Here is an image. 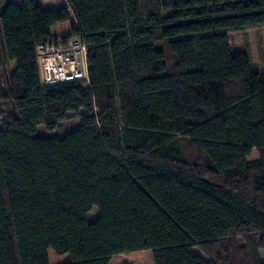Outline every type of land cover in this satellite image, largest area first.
Segmentation results:
<instances>
[{"label": "trees", "instance_id": "trees-1", "mask_svg": "<svg viewBox=\"0 0 264 264\" xmlns=\"http://www.w3.org/2000/svg\"><path fill=\"white\" fill-rule=\"evenodd\" d=\"M66 2L0 13V264H264V68L230 43L264 0ZM73 36L88 81L44 86L37 46Z\"/></svg>", "mask_w": 264, "mask_h": 264}, {"label": "rangeland", "instance_id": "rangeland-1", "mask_svg": "<svg viewBox=\"0 0 264 264\" xmlns=\"http://www.w3.org/2000/svg\"><path fill=\"white\" fill-rule=\"evenodd\" d=\"M8 0H0V13ZM21 3L22 0H14ZM44 8L66 6V0H37ZM232 52H246L249 54L252 64L257 69L264 68V27L252 28L245 31H236L230 34ZM3 68H0V84H3ZM70 118L61 121L54 130H49L45 124L36 127L37 136H58L63 133L75 131L81 124V119L73 112ZM99 216V210L94 208L89 212L88 218L95 221ZM195 252L201 253L198 248ZM49 264H63L70 259L69 254L59 255L54 250H49ZM110 264H154L151 250H142L133 253L116 255Z\"/></svg>", "mask_w": 264, "mask_h": 264}, {"label": "built area", "instance_id": "built-area-1", "mask_svg": "<svg viewBox=\"0 0 264 264\" xmlns=\"http://www.w3.org/2000/svg\"><path fill=\"white\" fill-rule=\"evenodd\" d=\"M37 62L44 86L89 79L88 48L79 36L40 43Z\"/></svg>", "mask_w": 264, "mask_h": 264}]
</instances>
